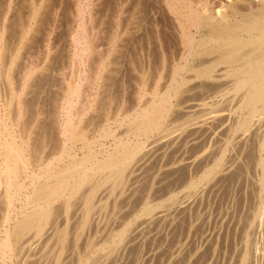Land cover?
I'll return each instance as SVG.
<instances>
[{"label":"bare ground","instance_id":"1","mask_svg":"<svg viewBox=\"0 0 264 264\" xmlns=\"http://www.w3.org/2000/svg\"><path fill=\"white\" fill-rule=\"evenodd\" d=\"M57 1L0 0V264H126L137 250L151 264L164 260L170 240L165 264H173L192 240L196 255L224 240L244 221L246 210H232L233 191L250 182L248 159L256 157L264 179V0H222L216 10L203 0L202 13L198 0H166L164 9L75 0L72 24ZM154 34L168 84L160 86L166 74L158 70L149 87L146 71L157 63L144 47L139 92L130 95L113 81L132 71L118 59L136 61L128 49ZM150 180L161 201L133 209L100 240L97 221L107 210L122 214ZM257 212L256 256L246 234L241 264L264 258V203ZM84 235V246H98L86 256Z\"/></svg>","mask_w":264,"mask_h":264},{"label":"rangeland","instance_id":"2","mask_svg":"<svg viewBox=\"0 0 264 264\" xmlns=\"http://www.w3.org/2000/svg\"><path fill=\"white\" fill-rule=\"evenodd\" d=\"M56 1V0H55ZM114 1V0H113ZM112 1V7H115V5L117 4V2L118 3H122L124 0H117V2H116V0L113 2ZM145 1V0H144ZM148 1V3H146ZM147 1H145L144 2V4H145V7L146 6H159L160 5V7L161 8H163L164 9V7H162V6H164V4L166 3V0H155V1H152L151 0V2H149L150 0H147ZM199 2H197L196 3V6H195V8H197L198 10H199V12L200 13H202L203 12V6H202V1L203 0H198ZM220 1H222V0H209V5H211V3L213 4V6L211 5V7H212V9L213 10H216V9H218L219 8V6H220ZM58 3L60 2V4H63L62 6L64 7V8H66V12H67V16H68V18H69V20L71 19V18H74V17H72V13H73V6H74V4H75V0H74V3H73V0H62V3H61V1L59 0V1H57ZM151 3V4H150ZM153 3V4H152ZM120 4H117L118 6L120 5ZM148 4V5H147ZM55 5H56V2H55ZM54 5V9H56L55 7L57 6H55ZM59 5V4H58ZM117 7V6H116ZM120 7V6H119ZM118 7V8H119ZM68 8H69V11H68ZM114 9V8H113ZM116 9V8H115ZM131 9V6L129 7V5L127 6V10H130ZM116 11V10H115ZM130 11H132V10H130ZM65 12V13H66ZM69 12V13H68ZM66 16V17H67ZM73 21L74 20H72V23H73ZM69 23L70 24H72L71 23V20L69 21ZM68 23V24H69ZM149 23V22H148ZM152 24H153V22H151ZM69 24V25H70ZM147 24V23H146ZM66 28V27H65ZM65 28H64V33L62 32V38L63 37H67L65 40H67L68 39V36L66 35L65 36V34L67 33V30H65ZM67 29V28H66ZM152 31V30H151ZM169 32L172 34V31L171 30H169ZM149 36H151V35H149ZM149 36H147L146 38H145V41H144V43H142V46H141V44L140 43H138L139 44V46H138V44L137 43H135V47H132V48H130V50L128 49V52H130V53H128V54H130V55H132L133 57H135V59H136V61L134 60V61H132V62H134L133 64H132V62L131 61H126L125 62V60H126V58H129V56L128 55H123V57L121 56L119 59H118V63H119V67L121 68L124 64H125V69H127L126 70V72H130L131 70V68H132V71L128 74V75H124V73H125V71L123 72V74L121 73V74H119V75H115L114 76V79H113V81L114 82H116L117 83V87H119V89H120V86L123 84V86H124V88H125V85H126V87L129 89V94H130V92H131V94L130 95H133L134 93H136L137 91H138V86H140L139 85V83L141 84V68L144 66H142V67H140L141 65L140 64H142V63H140V60L141 59H139L138 57H136L137 56V54H138V52H141V50H142V48H144V52H145V54L146 53H148V51H149V53L150 52H154L155 53V55H156V60H155V63H157L156 64V66H153L152 68H150L149 70H147L146 72H147V75H146V79H147V81L150 83L151 81L153 82L152 83V86L154 85V83L155 82H157L158 81V78H157V73L159 72L158 70H160V72L162 73V74H166V75H163V76H165L164 77V80L160 83V86L164 89L166 86H167V82H168V80H169V71H168V69H164V68H162V66H161V61H162V59H161V57H159V56H157V55H159L160 53L158 52V50L156 49L157 48V39H156V36H155V34L153 35V36H151V41L150 40H148L149 39ZM169 39H171V37L169 38ZM147 40H148V42H147ZM163 40V42H165L166 41V39H162ZM150 41V42H149ZM171 41V40H170ZM173 41V40H172ZM153 42H154V44H153ZM64 43V42H63ZM145 43H147V44H145ZM149 43L151 44H153V46H152V44H151V46L149 45ZM156 43V44H155ZM65 45V44H64ZM144 45H146V46H150L151 47V49H150V47H146V46H144ZM131 47V46H130ZM154 47V48H153ZM135 48V49H134ZM105 49L106 48H104L103 47V49H102V51L103 52H105ZM139 49V50H138ZM154 49V50H153ZM147 50V51H146ZM157 50V51H156ZM136 51H137V53H136ZM135 55H134V54ZM171 55V54H170ZM161 59V60H160ZM158 61V62H157ZM125 62V63H124ZM145 63V62H144ZM139 64V68H136V66ZM160 64V65H159ZM133 65V66H132ZM158 65V66H157ZM135 66V67H134ZM138 67V66H137ZM134 68H135V70H134ZM160 68V69H159ZM137 69H138V71H137ZM58 71H59V69H57ZM56 70V71H57ZM133 70L134 71H137V72H133ZM55 71V72H56ZM151 72V73H150ZM159 72V73H160ZM140 73V74H139ZM169 75H168V74ZM56 74H58V72H56L55 73V75ZM132 74V75H131ZM156 74V75H155ZM126 77V81H125V77ZM131 75V76H130ZM139 75V76H138ZM57 76V75H56ZM118 76V77H117ZM148 76V77H147ZM152 76V77H151ZM115 77H116V79H115ZM118 78V79H117ZM120 78V79H119ZM149 78H151V79H149ZM156 79H157V81H156ZM121 80V81H120ZM58 82V81H57ZM129 82V83H128ZM131 82V83H130ZM167 83V84H166ZM162 84V85H161ZM130 86H132L131 87V91H130ZM135 86V87H134ZM151 86V83L149 84V87H152ZM164 86V87H163ZM55 87H57V85L55 86ZM58 87L60 88L61 87V85H58ZM137 87V88H136ZM54 89V88H53ZM52 89V90H53ZM116 89V88H115ZM123 89V88H122ZM124 90V89H123ZM137 90V91H136ZM54 91L56 92V90L54 89ZM117 91V90H116ZM133 91V92H132ZM139 92V91H138ZM203 92V91H202ZM203 94V93H202ZM202 94H199V95H196V94H190V96H189V98L188 99H191V100H195L196 101V99L198 100V96H202L203 97V95ZM55 96V93H53V94H51L50 93V96H49V98L51 99L52 97H54ZM196 96V97H195ZM134 97V96H133ZM191 97V98H190ZM199 97V98H200ZM126 98H127V96H126ZM53 99V98H52ZM132 99H129V101H128V106H126L125 105V108L126 109H130V108H132L134 105H135V102H133L134 101V98H133V100L131 101ZM189 101V100H188ZM130 102V103H129ZM197 102V101H196ZM200 102H202V100L200 101ZM53 103V102H52ZM56 103V102H55ZM112 122H116V121H112ZM118 123V122H117ZM103 125H105V123L103 124ZM113 127L115 128V130H118V129H120L121 128V126L119 125V124H114L113 125ZM223 138H225V137H223ZM112 140H106V144H107V146H110V144H112ZM223 142V141H222ZM109 143V144H108ZM221 144H223V143H221ZM218 145H219V143H218ZM217 145V146H218ZM223 145H220V146H218L217 147V149L218 148H221ZM219 150V149H218ZM217 151V150H216ZM216 151H215V154H216ZM218 152V151H217ZM214 154V155H215ZM255 158V159H254ZM251 159V160H250ZM250 159H248L247 161H248V163H246V165H247V167H249L248 165H250V167H249V169L248 168H245V169H242V173H243V175H247V176H244L245 178L246 177H250L248 180H250V182L248 183H246V184H248V185H246V187H245V184H244V181L243 182H241L240 183V185H238L237 187H236V183L234 184V186L236 187V188H238V190H235L234 189V191H233V196H235V194H236V198L237 199H235L234 201L236 202H233V208H232V210L234 211V214L235 213H238L239 214V211H241L242 209V213L244 212V210H246V212L245 213H243L244 215L242 216L243 217V222L240 224H238V225H236V226H232L231 228H233V229H231L230 228V230L228 231V234L227 235H224L225 236V238H224V240H223V238L221 239V240H219L218 242H217V244L219 243V245H217V244H214L215 245V247H214V245L212 244H210L209 246L207 245V247L205 246L204 248H205V250L207 251V250H209V252L207 251H205L204 249V251L205 252H203V250H202V252H203V254H202V252L200 253L199 252V254L198 255H196V251L195 250H193L194 248H192V247H195V241H193L192 240V242L190 241V243L188 244L189 246L190 245H192V246H185L183 249H182V251L180 252V256L181 257H178L179 259H177L175 262H173V264L175 263L176 264V262L178 261V264H197V263H199V264H211V262H212V264L214 263V264H216V262H217V264H241V260H242V254L244 253V248H245V245L246 244H244V240H245V238H246V234H248L249 235V239L251 240V243H252V250H253V252L255 253V255H254V257L256 256V239H257V241H260V239H261V236L259 235V237H258V232H256L257 231V229H255V228H258V223H257V221H258V218H259V216H258V214L256 215V213H258L257 211L259 210V207H261V205L264 203L263 201H264V179H263V177H261L262 176V174H261V172H259L258 170H260L259 168L257 169L256 168V166L255 165H257L256 164V157L255 156H253L252 158H250ZM254 159V160H253ZM253 162V163H252ZM212 163V161L210 162V164ZM209 164V165H210ZM254 164V168L252 167V165ZM248 169V170H247ZM246 170V171H245ZM249 171V172H248ZM150 172H154V170H152V171H150ZM253 172V173H252ZM258 172V173H257ZM253 174V175H252ZM253 178V179H252ZM260 179V180H259ZM263 179V180H262ZM253 181V182H252ZM144 182V183H143ZM145 182H147V181H142V182H140L139 184H138V187L140 186V190H141V188L143 187V189H144V184L146 185L145 186V189L143 190V191H139L140 193H138L137 194V198L135 199H133V200H135L134 202H133V200H131V199H129V200H131V202L128 200L127 202L125 201V202H123V204H124V207L125 206H128V208L126 209V207L124 208V210L122 211V212H119V214L120 213H122V214H120L119 216H117L118 215V213L117 214H114L113 213V211H111V210H107L106 212L108 213V214H104L102 217H101V220H100V222L98 223V221H97V225H98V237L100 238V240H104V239H106V238H109V237H107L108 235L106 234V233H109L112 229L114 230L117 226H118V224L120 223V221L122 220L123 221V219H124V221H126V219L128 220V218H131L132 216H133V214H131V213H133V209H137L138 211H139V209L141 210V209H144L146 206L145 205H148L147 203H149V204H151V205H155V204H158L160 201H161V199H162V196H163V193H161L159 190H158V188L160 189V185L159 184H154V187H152V180H150V182L148 181L147 182V184L145 183ZM141 183L143 184L142 186H141ZM151 185H150V184ZM173 183L174 182H172L171 183V188H175V186H173ZM229 183V186L227 185V187H230V184H232L233 182H228ZM259 183V184H258ZM244 184V187L242 186ZM251 184V185H250ZM256 184V185H255ZM258 184V185H257ZM158 185V186H157ZM179 185V187L181 188V189H179V192H181V194L182 195H187V193H188V191H187V193H186V191H184L185 189V186L184 185H181V184H178ZM181 185V186H180ZM262 185V186H261ZM156 186V187H155ZM173 186V187H172ZM233 186V187H234ZM253 186V187H252ZM183 187V188H182ZM243 187V188H242ZM253 188V189H252ZM149 191H147V190ZM152 189H155L154 191L152 190ZM242 189V190H241ZM183 190V191H182ZM187 190V189H186ZM259 190V191H258ZM246 191V192H245ZM248 191V192H247ZM253 191H255V192H253ZM143 192V193H142ZM158 192V193H157ZM183 192H185V193H183ZM261 192H263V194H261ZM148 193V195H146V194ZM156 193V194H155ZM140 194H142V195H140ZM144 194L146 195L145 197H146V199L145 198H143V196H144ZM152 194V195H151ZM149 195H151L152 196V199H151V196L149 197ZM258 195V196H257ZM262 195V196H261ZM139 196V197H138ZM158 196V197H157ZM238 196V197H237ZM244 196V197H243ZM257 196V197H256ZM263 197V200H262V198L261 197ZM153 197H155L156 198V200H155V198H153ZM165 197V196H164ZM240 197V198H239ZM253 197V198H252ZM259 197V198H258ZM132 198V197H131ZM138 198H140V200L138 199ZM150 198V199H149ZM144 199V200H143ZM147 199H149V200H147ZM158 199V200H157ZM138 200V201H137ZM150 200L152 201V202H150ZM160 200V201H159ZM240 202H239V201ZM140 201V202H139ZM143 201V202H142ZM248 201V202H247ZM239 202V204L240 205H236L235 206V204H237ZM257 203V204H256ZM260 203V205H258ZM126 204V205H125ZM130 204H132V205H130ZM136 204V205H135ZM143 205V206H142ZM138 206V207H137ZM249 206H250V208H249ZM252 206H253V210H255V212H253V210H251L252 209ZM237 208V209H236ZM240 208H241V210H240ZM256 208V209H255ZM258 208V209H257ZM131 209V210H130ZM248 209H249V211H248ZM137 210L134 212V213H136L137 212ZM231 210V211H232ZM257 210V211H256ZM132 211V212H131ZM232 211V212H233ZM253 213H252V212ZM247 212H249V213H247ZM252 213V214H251ZM250 214V215H249ZM236 215V214H235ZM240 215V214H239ZM248 215V216H247ZM189 216V213L187 212L185 215H183V216H180V218H179V220H180V222H182L183 224H184V227H185V229H186V227H187V225L189 224V219H190V217H188ZM247 216V217H246ZM254 216V217H253ZM256 216H258V217H256ZM135 217V216H134ZM185 218V219H184ZM244 218H247L248 220H246V219H244ZM256 218V219H255ZM251 219V220H250ZM255 219V220H254ZM253 220V221H252ZM121 221V222H122ZM247 222V223H246ZM252 223H255L254 225L252 224ZM246 224H248V225H250V226H248L247 227V225ZM251 224H252V226H251ZM254 226V227H253ZM115 227V228H114ZM184 227L182 228V229H179V233L180 232H183L184 230ZM242 229H241V228ZM245 227H246V229H245ZM153 228H155V227H153ZM237 228H238V230H237ZM249 229V230H248ZM181 230H183V231H181ZM195 230V229H194ZM193 230V231H194ZM236 230V231H235ZM241 230V231H240ZM253 230V232H251ZM111 232H113V231H111ZM184 232H186V230L184 231ZM235 232V233H234ZM243 232H244V234H243ZM233 233V234H232ZM232 235V236H231ZM192 236H193V234H192ZM227 236H228V238H227ZM231 236V237H230ZM255 238H254V237ZM195 237V235L193 236V238ZM253 237V238H252ZM257 237V238H256ZM260 238V239H259ZM255 239V240H254ZM88 239H87V237L84 235V237H83V240H82V245L84 246V244H83V241L85 242L86 241V245H88V241H87ZM95 240H96V238H95ZM255 241V242H254ZM97 242V241H96ZM95 241H94V243L95 244H97ZM173 242V241H172ZM172 242H171V240L168 242V244H167V248H166V251H165V256L163 257L164 258V260H160V258H155L154 260H152V262H151V264H162V262H163V264H165L166 262H168L169 260H170V254H171V249H169V251H168V248L171 246V244H172ZM194 242V245L192 244ZM214 243H216V241H214ZM262 243H263V241H262ZM93 244V243H92ZM222 244V245H221ZM84 246V249H83V246H82V252H81V255H87L88 253L89 254H91L93 251H95L96 250V248L98 247V246H95L94 244H93V246L92 247H90V249H88L87 248V246ZM214 247V248H213ZM221 247V248H220ZM227 247V248H226ZM250 247H251V245H250ZM192 248V250H190ZM213 248V249H212ZM215 249V250H214ZM90 250H92V251H90ZM165 250V249H164ZM214 250V251H213ZM217 250V251H216ZM192 251V252H191ZM195 251V252H194ZM223 251V252H222ZM189 252H191L190 253V255H189ZM214 252L216 253L215 254V256H214ZM218 252V253H217ZM136 253V254H135ZM141 253V251H138L137 250V252H133V254L131 255V259H128L127 260V262H126V264H143L142 263V258L140 257L141 255H142V253ZM188 253V254H187ZM209 255H208V254ZM139 255V256H138ZM190 256V258L192 259H190L189 258V256ZM195 256L196 257V259L193 257V256ZM202 255V257H204V255L206 256V257H204V258H202V257H200ZM92 256H93V254H92ZM136 256V257H135ZM209 256H212L211 258H209ZM241 256V257H240ZM135 257V258H134ZM140 257V258H139ZM254 257H253V260L250 262V264H264V258L263 257H260V258H258L257 259V257L255 258V260H254ZM203 259V261H202V259ZM215 258H217L218 260H219V263H218V260H216ZM138 259H140V260H138ZM199 259H201V260H199ZM205 259V260H204ZM206 259H208L209 261H207ZM212 259H214V262H213V260ZM195 260V261H194ZM198 260V261H197ZM141 261V262H140ZM201 263H200V262ZM140 262V263H139ZM206 262V263H205ZM259 262V263H258Z\"/></svg>","mask_w":264,"mask_h":264}]
</instances>
